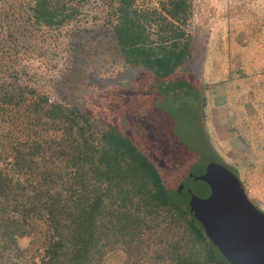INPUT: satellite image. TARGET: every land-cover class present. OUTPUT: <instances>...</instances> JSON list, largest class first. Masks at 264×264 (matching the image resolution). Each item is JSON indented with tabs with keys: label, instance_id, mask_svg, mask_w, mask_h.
<instances>
[{
	"label": "trees",
	"instance_id": "obj_1",
	"mask_svg": "<svg viewBox=\"0 0 264 264\" xmlns=\"http://www.w3.org/2000/svg\"><path fill=\"white\" fill-rule=\"evenodd\" d=\"M92 1L99 6L90 22L111 32L121 61L151 72L159 92L191 89L173 76L191 55L192 0L150 9L136 0H0V264H105L115 249L138 260L154 233L173 264H229L189 212L186 188L169 190L118 127L94 129L85 111L51 98L40 74L28 73L45 34L87 27ZM39 226L36 262L19 242Z\"/></svg>",
	"mask_w": 264,
	"mask_h": 264
},
{
	"label": "rangeland",
	"instance_id": "obj_2",
	"mask_svg": "<svg viewBox=\"0 0 264 264\" xmlns=\"http://www.w3.org/2000/svg\"><path fill=\"white\" fill-rule=\"evenodd\" d=\"M160 1L136 0L135 6L158 8ZM98 6L92 1L82 16L85 29L68 25L45 34L28 73L40 74L51 98L85 111L94 129L118 127L172 192L185 183L203 195V183L188 174L215 162L238 177L264 212V0H192L191 55L173 76L191 87L188 94L159 92L151 72L121 61L111 32L98 19L90 22ZM181 230L174 225L172 231ZM44 232L39 226L33 238L19 242L36 262ZM163 241L162 233L148 235L138 260L115 249L105 264H173L163 258Z\"/></svg>",
	"mask_w": 264,
	"mask_h": 264
},
{
	"label": "water",
	"instance_id": "obj_3",
	"mask_svg": "<svg viewBox=\"0 0 264 264\" xmlns=\"http://www.w3.org/2000/svg\"><path fill=\"white\" fill-rule=\"evenodd\" d=\"M201 164L203 170L192 169L188 178L202 182L205 193L197 195L185 183L178 187V192L186 188L189 193V212L229 264H264V212L229 169L215 162Z\"/></svg>",
	"mask_w": 264,
	"mask_h": 264
}]
</instances>
